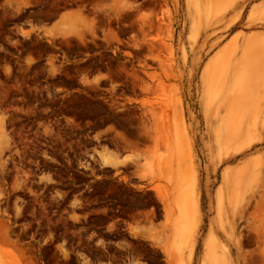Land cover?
Instances as JSON below:
<instances>
[{"label":"rangeland","instance_id":"1","mask_svg":"<svg viewBox=\"0 0 264 264\" xmlns=\"http://www.w3.org/2000/svg\"><path fill=\"white\" fill-rule=\"evenodd\" d=\"M256 38L264 0H0V264H264V45L216 116Z\"/></svg>","mask_w":264,"mask_h":264},{"label":"bare ground","instance_id":"2","mask_svg":"<svg viewBox=\"0 0 264 264\" xmlns=\"http://www.w3.org/2000/svg\"><path fill=\"white\" fill-rule=\"evenodd\" d=\"M246 45H247V47H246V49L244 51V54H243L244 58H242V61L240 63L239 62L235 63L234 66H232L229 63L230 67L227 68L228 69V74L231 72V77L232 76H234V77L236 76L237 79L234 81V89H233V91L231 92L230 95H228V101L226 100L225 105L222 106L221 108H219L218 111L216 112V116L218 117L219 122L222 121V119H226L227 136L228 137H230L233 134V132L231 131L232 129H230V121H229L231 113H233V112L235 113L237 110L240 111L241 108H243L246 105L247 100L249 98V95H246L247 92H248V91H246V88L248 87V88L251 89V88L254 87L253 86V79H252L253 76H252L251 71H252V69H258V72H257V74H258L259 73V68H260V66H262L261 58H263V57L260 56V53H261L262 50L257 49L258 47H263V45H264V41L262 40V38H256L254 40H250V41L247 42ZM254 51H256L259 59L254 60L252 62V64H251L250 60L248 58V55L251 56V53L254 52ZM263 54H264V52H263ZM232 72H234V74ZM206 77H208V75H206ZM256 83L257 82H255V84ZM251 91L252 90H250V92ZM223 111L225 112V116L221 115ZM241 112H243V111H241ZM173 115H174V117L177 120L176 130H177V132L179 134V146H180V148H183V146H184V133L182 131V126H181V123H180L179 111H178V108H177V104H176L175 108L173 109ZM240 125H239V127H240ZM238 134H240V133L238 132ZM249 141H251V140H249Z\"/></svg>","mask_w":264,"mask_h":264},{"label":"flooded vegetation","instance_id":"3","mask_svg":"<svg viewBox=\"0 0 264 264\" xmlns=\"http://www.w3.org/2000/svg\"><path fill=\"white\" fill-rule=\"evenodd\" d=\"M1 69V68H0ZM4 76H2V73H1V70H0V85L1 83H3L4 79H3ZM11 82V86L13 87L12 88V91H15V82H16V78H15V75L12 76V79L10 80Z\"/></svg>","mask_w":264,"mask_h":264}]
</instances>
